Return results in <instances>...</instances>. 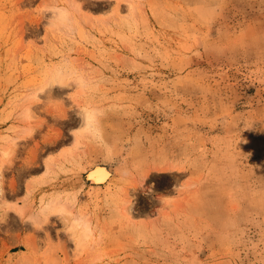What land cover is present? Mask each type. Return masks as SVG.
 Segmentation results:
<instances>
[{
	"label": "rangeland",
	"instance_id": "rangeland-1",
	"mask_svg": "<svg viewBox=\"0 0 264 264\" xmlns=\"http://www.w3.org/2000/svg\"><path fill=\"white\" fill-rule=\"evenodd\" d=\"M0 166V264H264V0H0Z\"/></svg>",
	"mask_w": 264,
	"mask_h": 264
},
{
	"label": "bare ground",
	"instance_id": "bare-ground-1",
	"mask_svg": "<svg viewBox=\"0 0 264 264\" xmlns=\"http://www.w3.org/2000/svg\"><path fill=\"white\" fill-rule=\"evenodd\" d=\"M80 82L83 83L82 81H79V83ZM59 84L64 85V80H60ZM43 89H44V87H42L41 90H43ZM38 98H39L38 95L34 94L32 100L37 101ZM29 113H30L29 111L26 113V116L28 118L31 117L30 115L28 116ZM83 116H84V121H83L82 128L80 130H82L81 132L89 131L90 124H91L90 121L93 119V116L90 114L89 110L86 108L84 109ZM29 131L30 130L27 129L26 133L28 135H30V132H31V131L30 132ZM79 138L80 137H76L77 142H78ZM14 146H15V143H12L11 147H9V148L7 147L4 150L3 155L1 157L3 162L9 156V154H11V151H12ZM2 175H3V169H2V166H0V178L2 177ZM88 175H89L88 176L89 179L94 184H97V185L105 184L108 181V179L110 178L109 171L106 168L100 167V166L93 168ZM0 191H1V184H0ZM67 205L68 204H65L62 202H57L55 204H51V205L44 207L40 213L32 214V215L30 214L29 216H30V219L33 222V224H35L38 227H43V225L48 223V221L52 217H58L59 219L62 220L68 235L70 234V235H72V237H75V235L80 230L79 235L76 236L77 237L76 246L80 251H85V249L87 248V242L90 239V237L93 235V232H94L92 225L90 224L89 221L88 222L84 221L83 220L84 218H82V217L80 218L76 214L77 212L75 213L73 211V209L70 208L71 206H69V205L67 206ZM20 213H22L21 210H20ZM23 214H24V212H23Z\"/></svg>",
	"mask_w": 264,
	"mask_h": 264
},
{
	"label": "clouds",
	"instance_id": "clouds-1",
	"mask_svg": "<svg viewBox=\"0 0 264 264\" xmlns=\"http://www.w3.org/2000/svg\"><path fill=\"white\" fill-rule=\"evenodd\" d=\"M51 13V18L48 20L47 26L53 27L56 30H71L74 26L73 16L71 9L59 8L58 6H46L45 14ZM151 193L150 190H145L144 194L149 195ZM3 223V222H0Z\"/></svg>",
	"mask_w": 264,
	"mask_h": 264
}]
</instances>
